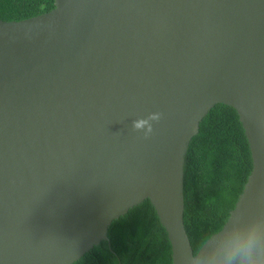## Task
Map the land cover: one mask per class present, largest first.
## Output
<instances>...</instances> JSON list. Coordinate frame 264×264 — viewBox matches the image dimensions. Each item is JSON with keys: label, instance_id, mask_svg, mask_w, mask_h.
<instances>
[{"label": "water", "instance_id": "95a60500", "mask_svg": "<svg viewBox=\"0 0 264 264\" xmlns=\"http://www.w3.org/2000/svg\"><path fill=\"white\" fill-rule=\"evenodd\" d=\"M218 104L253 169L194 255L184 165ZM153 113L145 138L133 121ZM147 199L172 264H226L253 237L264 261V0H55L0 21V264H74Z\"/></svg>", "mask_w": 264, "mask_h": 264}, {"label": "trees", "instance_id": "16d2710c", "mask_svg": "<svg viewBox=\"0 0 264 264\" xmlns=\"http://www.w3.org/2000/svg\"><path fill=\"white\" fill-rule=\"evenodd\" d=\"M54 8L55 0H0V21H21ZM252 169L237 111L216 105L191 139L184 165V222L194 255L222 230ZM108 238L74 264H172L167 232L149 199L114 220Z\"/></svg>", "mask_w": 264, "mask_h": 264}, {"label": "clouds", "instance_id": "9594fccd", "mask_svg": "<svg viewBox=\"0 0 264 264\" xmlns=\"http://www.w3.org/2000/svg\"><path fill=\"white\" fill-rule=\"evenodd\" d=\"M160 113H153L147 119L141 118L133 121V128L138 131H144L145 138L153 132L152 121H159ZM260 241L253 237L243 246L231 250L226 255V264H233V261L239 260L240 264H264V261L258 259Z\"/></svg>", "mask_w": 264, "mask_h": 264}]
</instances>
